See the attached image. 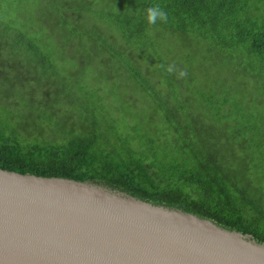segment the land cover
<instances>
[{
	"label": "trees",
	"instance_id": "obj_1",
	"mask_svg": "<svg viewBox=\"0 0 264 264\" xmlns=\"http://www.w3.org/2000/svg\"><path fill=\"white\" fill-rule=\"evenodd\" d=\"M39 1L22 26L0 15V169L95 183L264 243V145L249 148L224 96L191 90L178 52L160 51L164 38H208L209 23L229 44L227 0ZM152 5L167 23H147ZM246 38L264 60V24ZM91 73L107 80L104 95ZM82 84L93 99L81 100Z\"/></svg>",
	"mask_w": 264,
	"mask_h": 264
},
{
	"label": "water",
	"instance_id": "obj_2",
	"mask_svg": "<svg viewBox=\"0 0 264 264\" xmlns=\"http://www.w3.org/2000/svg\"><path fill=\"white\" fill-rule=\"evenodd\" d=\"M0 264H264V243L95 183L0 169Z\"/></svg>",
	"mask_w": 264,
	"mask_h": 264
},
{
	"label": "rangeland",
	"instance_id": "obj_3",
	"mask_svg": "<svg viewBox=\"0 0 264 264\" xmlns=\"http://www.w3.org/2000/svg\"><path fill=\"white\" fill-rule=\"evenodd\" d=\"M227 2L228 8L220 14L218 22L224 21L227 24L228 30L221 31L219 28V33L228 37L229 44L224 42L222 45L217 44L218 40L212 37L217 38L218 33L211 30L209 23L205 30L208 38L197 39L190 34L186 39H181L177 47H173V44L164 38V41L160 42V51L164 60L172 57L170 51L178 52L179 64L182 65L180 70L186 71V76L191 78V82L193 81L191 90L197 89L200 93L204 87H208L224 96L228 103L227 119L230 118V121L236 119L241 123H235L234 127L239 128L241 137L252 140L248 147L255 149L264 145V60L250 52L245 44L247 35L255 29V23H258L259 27L264 24V0H227ZM100 3L101 0H94L95 10H98ZM39 4V0H28V2L3 0L0 15L22 26L24 23L27 24L29 18L28 16L24 18L23 13L32 16ZM33 23L36 24L35 17ZM225 51L229 54L226 55ZM95 66L96 74L99 76L100 66ZM88 76L90 80L87 81L92 85L91 90H98L100 95H104L109 90L107 80L99 82V78L92 73ZM88 90L82 84L81 100L94 98V95H87ZM203 91L210 93L207 88ZM196 101L198 112L205 102Z\"/></svg>",
	"mask_w": 264,
	"mask_h": 264
},
{
	"label": "clouds",
	"instance_id": "obj_4",
	"mask_svg": "<svg viewBox=\"0 0 264 264\" xmlns=\"http://www.w3.org/2000/svg\"><path fill=\"white\" fill-rule=\"evenodd\" d=\"M146 20H147V23L150 25H155L157 21L167 23L168 14L159 5H152L146 9ZM160 67L164 68L165 66L162 64L160 65ZM165 70L168 73H173L176 71L175 68L171 65L167 66ZM186 75H187L186 71L180 70L178 74V78L184 77Z\"/></svg>",
	"mask_w": 264,
	"mask_h": 264
}]
</instances>
